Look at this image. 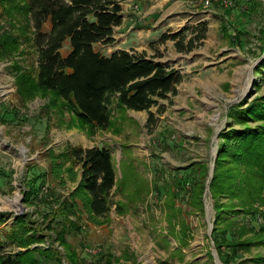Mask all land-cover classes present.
<instances>
[{
  "label": "rangeland",
  "instance_id": "obj_1",
  "mask_svg": "<svg viewBox=\"0 0 264 264\" xmlns=\"http://www.w3.org/2000/svg\"><path fill=\"white\" fill-rule=\"evenodd\" d=\"M206 1L164 0L158 8L151 7L150 0H123L124 20L115 29L114 42L96 48L105 54L118 49L145 53L176 68L184 79L176 95L160 102L163 113L151 109L153 122L149 123L147 110L114 104L112 126L93 133L79 125L66 100L52 92L39 90L31 99L23 98L22 82L36 83L34 31L22 16H13V22L2 20L0 27L11 30L19 46L14 52L0 51V245L5 255L39 248L58 253L63 264H261L256 257H264V242H246L264 238V233L258 235L264 226L261 214L246 216L229 210L221 214V221L233 217L242 230L255 221L258 228L238 236L245 243L230 249L229 263L220 258L213 238L218 210L242 212V196L232 191L216 196L211 181L221 132L246 125L232 111L264 95V0ZM200 22L208 24L207 38L195 41L192 51H178L171 38L161 41L165 33L182 31L186 42ZM248 124L258 127L264 122L249 120ZM94 145L112 152L118 178L124 160L133 163L130 170L138 177L127 183V189L119 181L113 196L118 205L100 219L101 224L91 223L84 213L79 220L70 214V220H76L74 227L80 228L76 230L64 217L54 221L53 212L80 180V164L69 157L71 148ZM53 157L62 165L57 179L52 178ZM193 166L198 186L186 178ZM246 170L241 165L243 176L248 175ZM40 174L46 181H38L37 191H32ZM182 175L190 181L184 186L175 179ZM60 176L64 183L59 182ZM240 178L234 175L236 184ZM196 188L201 193L199 205ZM255 206L264 209L259 202ZM18 216L27 217L40 237L29 248L11 238ZM62 231L75 252L68 253L60 243Z\"/></svg>",
  "mask_w": 264,
  "mask_h": 264
},
{
  "label": "trees",
  "instance_id": "obj_2",
  "mask_svg": "<svg viewBox=\"0 0 264 264\" xmlns=\"http://www.w3.org/2000/svg\"><path fill=\"white\" fill-rule=\"evenodd\" d=\"M122 3L123 0H0V24L2 20L13 22V16H22L29 21L28 24H31L34 31L32 40L38 53L36 83L32 86L28 82H22L23 98L31 99L39 90L56 94L66 100L78 124L92 133L96 128L107 130L112 126L111 108L114 104L137 111L147 110L149 123L154 121V112L151 110L153 107L163 113L164 105L160 102L176 95L177 87L184 79L179 70L166 67L145 53L118 49L105 54L96 48L97 44L114 42L115 29L124 20ZM1 27L5 29L0 31L1 53L11 50L14 52L19 48L17 39L11 30ZM191 32L195 35L186 42L182 31L173 35L165 33L161 36V41L171 38L176 40L178 51H192L196 47L195 41L201 43L207 38V22H200ZM66 42L70 47L68 51L65 48ZM235 115L241 117L246 125L240 129L230 128L221 132L222 142L211 181V190L216 196L228 191L242 196L239 197L242 212L224 207L218 210L213 238L220 258L225 263L231 260L230 249L234 251L241 243H245L244 240H237L238 236L257 229L258 226L255 221V224H246L242 230L233 217H228L232 221H221V214L229 210V213L246 216H264V209L255 206L257 202L264 206V124L258 127L248 124L249 120L264 122V95L245 108L234 109L232 116ZM69 157L80 164V180L70 197L60 202V208L54 210V221H59L58 217H64L71 223L72 229H76V220H70L69 215L75 214L79 220L84 213L91 223L101 224L100 219L107 217L111 208L118 205V202L113 201V196L117 193L119 181L127 189V183L134 182L135 177H138L130 170L134 165L131 161L124 160L121 166L122 177L118 178L112 152L97 145L73 147ZM53 161L55 168L51 172L54 179L58 177L62 165L55 157ZM231 164L233 165L227 168ZM241 165L246 167L248 175L243 176ZM195 172L193 166L192 174L186 178L191 177L190 181L198 186ZM236 174L241 177L239 184L234 179ZM45 177V174L35 177L32 191H37L38 181L41 180L40 184L44 183ZM186 178L182 175L175 179L184 186ZM59 182L64 183L63 177ZM139 183L144 185L145 182L139 180ZM137 187L141 188L140 185ZM120 191L124 194L121 188ZM198 192L200 193V188H196L195 194L199 205L201 193ZM130 197L128 195L124 198ZM225 222L228 224L223 226ZM262 227L258 235L264 233L263 224L260 228ZM35 230L27 217L18 216L10 235L19 246L29 248L40 239L34 233ZM63 231L58 239L71 254L76 250ZM256 241L264 242V238H252L246 242ZM3 251V246L0 245V264H63L60 255L51 249H28L14 255H5ZM256 260L264 264V257H256Z\"/></svg>",
  "mask_w": 264,
  "mask_h": 264
},
{
  "label": "crops",
  "instance_id": "obj_3",
  "mask_svg": "<svg viewBox=\"0 0 264 264\" xmlns=\"http://www.w3.org/2000/svg\"><path fill=\"white\" fill-rule=\"evenodd\" d=\"M151 2H149V3H152V5H151V7H153V6H155V5H158V8L161 6L162 7V4H163V1L164 0H150ZM143 3V2H142ZM141 3V4H142ZM148 3V4H149Z\"/></svg>",
  "mask_w": 264,
  "mask_h": 264
},
{
  "label": "water",
  "instance_id": "obj_4",
  "mask_svg": "<svg viewBox=\"0 0 264 264\" xmlns=\"http://www.w3.org/2000/svg\"><path fill=\"white\" fill-rule=\"evenodd\" d=\"M217 153L215 154V157H216ZM213 168H214V164H212V171H213Z\"/></svg>",
  "mask_w": 264,
  "mask_h": 264
},
{
  "label": "built area",
  "instance_id": "obj_5",
  "mask_svg": "<svg viewBox=\"0 0 264 264\" xmlns=\"http://www.w3.org/2000/svg\"><path fill=\"white\" fill-rule=\"evenodd\" d=\"M206 3H207V4H209V3H210V1H209V0H207V1H206Z\"/></svg>",
  "mask_w": 264,
  "mask_h": 264
}]
</instances>
